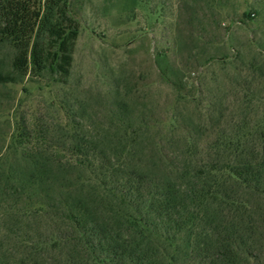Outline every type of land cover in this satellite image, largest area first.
I'll return each mask as SVG.
<instances>
[{"label":"trees","instance_id":"1","mask_svg":"<svg viewBox=\"0 0 264 264\" xmlns=\"http://www.w3.org/2000/svg\"><path fill=\"white\" fill-rule=\"evenodd\" d=\"M61 1L0 0V116L29 73L69 77L79 29ZM77 113L20 118L9 142L0 118V264H264V124L203 142L190 117L159 138L126 99Z\"/></svg>","mask_w":264,"mask_h":264},{"label":"rangeland","instance_id":"2","mask_svg":"<svg viewBox=\"0 0 264 264\" xmlns=\"http://www.w3.org/2000/svg\"><path fill=\"white\" fill-rule=\"evenodd\" d=\"M59 4L56 10L66 8L79 29L70 75L29 73L1 89L8 142L20 118L63 126L80 122V109L85 120L98 122L118 98L158 125V137L188 117L207 127L203 142L216 137L218 123L264 124V0ZM13 55L3 49L0 59Z\"/></svg>","mask_w":264,"mask_h":264}]
</instances>
